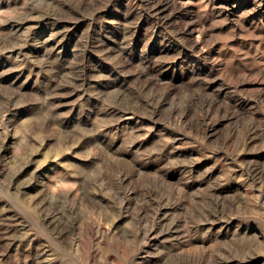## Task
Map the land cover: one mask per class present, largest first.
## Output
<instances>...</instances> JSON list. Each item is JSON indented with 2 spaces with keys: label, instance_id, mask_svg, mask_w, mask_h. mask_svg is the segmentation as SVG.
<instances>
[{
  "label": "rangeland",
  "instance_id": "374dc122",
  "mask_svg": "<svg viewBox=\"0 0 264 264\" xmlns=\"http://www.w3.org/2000/svg\"><path fill=\"white\" fill-rule=\"evenodd\" d=\"M172 1L0 0V264H264V0Z\"/></svg>",
  "mask_w": 264,
  "mask_h": 264
},
{
  "label": "bare ground",
  "instance_id": "6f19581e",
  "mask_svg": "<svg viewBox=\"0 0 264 264\" xmlns=\"http://www.w3.org/2000/svg\"><path fill=\"white\" fill-rule=\"evenodd\" d=\"M65 1V0H64ZM71 1V0H70ZM79 1V0H78ZM174 1V5L176 6V7H178V8H180L181 10L182 9H184V10H186L187 9V6L184 4V3H180V4H177L176 5V3H177V1L176 0H173ZM172 1V2H173ZM62 2V1H61ZM181 2V1H180ZM189 2V1H188ZM71 3V2H70ZM75 3H77V2H75ZM169 3H171V2H169ZM169 5V4H168ZM173 5V4H172ZM166 6V5H165ZM171 7V6H170ZM173 7V6H172ZM189 7V6H188ZM176 9V8H175ZM177 11H179V10H177ZM187 11V10H186ZM172 13V12H171ZM170 13V14H171ZM175 15V14H174ZM169 16V15H168ZM194 21V20H193ZM189 22V21H188ZM186 23V22H185ZM185 29L186 30H188L190 33H192V26H191V23H188L187 25H185ZM181 30V29H180ZM192 37V36H191ZM198 40V39H197ZM122 49V48H121ZM50 53V52H49ZM30 54V53H29ZM123 54V53H122ZM122 56V55H121ZM64 68V67H63ZM150 72V71H149ZM147 73V72H146ZM149 74V73H148ZM145 79H147V78H145ZM145 81V80H144ZM154 82V81H153ZM152 83V82H151ZM143 84V83H142ZM142 84H141V86H142ZM173 84V83H172ZM158 85H160V84H158ZM168 85V84H167ZM137 86H139V84L137 85ZM140 86V87H141ZM146 87V86H145ZM150 87V86H149ZM148 87V88H149ZM157 87V86H156ZM152 88V87H151ZM154 88V87H153ZM174 88V87H173ZM146 90V89H145ZM121 91V90H120ZM124 96V95H123ZM215 98V97H214ZM202 99V98H201ZM211 99H212V97H211ZM118 100V99H117ZM193 100V99H192ZM195 101V100H194ZM199 101V100H198ZM187 102V101H186ZM202 102V101H201ZM210 102V101H209ZM208 102V103H209ZM164 103V102H163ZM217 103V102H216ZM185 104V103H184ZM192 104V103H191ZM196 104V103H195ZM198 106V105H197ZM203 106V105H202ZM209 106V105H208ZM155 107H156V105H155ZM173 109V108H172ZM177 110V109H176ZM180 111V110H179ZM195 111V110H194ZM184 112V111H183ZM179 113V112H178ZM194 113H197V112H194ZM194 115V114H193ZM193 115H191V116H193ZM198 115V114H197ZM207 115V114H206ZM168 116H170V115H168ZM174 116H176V114L174 115ZM179 116H180V113H179ZM173 117V116H172ZM178 117V116H177ZM184 117V116H183ZM189 117V116H188ZM204 117V116H203ZM202 117V118H203ZM173 118H175V117H173ZM181 118V117H180ZM179 119V118H178ZM177 119V120H178ZM170 120V119H169ZM187 120V119H186ZM173 122H175V120L173 121ZM177 122V121H176ZM184 122V121H183ZM198 122V121H197ZM189 123V122H188ZM207 127V126H206ZM4 144V143H3ZM14 145V144H13ZM15 147V146H14ZM12 151V150H11ZM13 152V151H12ZM4 158V157H3ZM7 159V158H6ZM7 161V160H6ZM5 162V161H4ZM0 163H1V160H0ZM7 163V162H6ZM139 171V170H138ZM139 172H141V171H139ZM139 172H136V173H139ZM39 175V174H38ZM37 174H36V176H38ZM125 176V175H124ZM123 177V176H122ZM31 178V177H30ZM63 179V178H62ZM62 179H60L61 181H62ZM37 180V179H36ZM33 181V180H32ZM35 181V180H34ZM38 181V180H37ZM56 181V180H55ZM122 181V180H121ZM51 182H52V180H51ZM56 182H58V181H56ZM65 182V181H64ZM64 182H61V185H63L62 187L61 186H59V187H61V188H58V187H55V184L54 183H47L46 185H44V187L42 188V194H43V196L46 198V199H48V201L50 200V201H53V202H61L63 199H66V198H68V201H70L69 199H71V200H73V201H75V200H77L78 199V195L80 194L79 193V191H80V189H79V191L78 190H75L74 188H72L71 187V185H70V187H68L67 186V184L66 183H64ZM66 182H68V181H66ZM43 183V182H42ZM59 183V182H58ZM57 184V183H56ZM81 186V185H80ZM75 188H77V187H75ZM78 188H79V186H78ZM81 189H83V188H81ZM83 193H84V191L83 190H81ZM135 191H137L136 189H135ZM79 193V194H78ZM83 193H82V195H83ZM81 195V196H82ZM84 195H85V193H84ZM141 195V194H140ZM67 200V199H66ZM80 200V199H79ZM80 202V201H79ZM51 203V202H50ZM74 203V202H73ZM42 204V203H41ZM67 204H68V202H67ZM70 204V203H69ZM43 205V204H42ZM55 206H56V204H54ZM59 205V204H58ZM61 205H62V203H61ZM78 206V205H77ZM45 207V206H44ZM43 207V208H44ZM48 207V206H47ZM76 207V206H75ZM79 207V206H78ZM77 208V207H76ZM61 209V208H60ZM78 211H80L79 209H77ZM71 211V210H70ZM77 211V212H78ZM60 212H61V210H60ZM64 212V211H63ZM68 212V211H67ZM77 212H74L75 214L77 213ZM59 214H62V213H59ZM74 215V214H73ZM80 215V214H79ZM57 216V215H56ZM63 217V216H62ZM68 217H69V214H68ZM75 217H77V215L75 216ZM74 217V218H75ZM80 217V216H79ZM54 219V218H53ZM70 219V218H69ZM73 219V218H72ZM80 219V218H79ZM54 220H56V219H54ZM76 220H77V218H76ZM50 221V220H49ZM67 221V220H66ZM75 220L73 219V222H74ZM93 220H91V223L93 224L92 226H94L95 224H94V222H92ZM58 222V221H57ZM89 222V221H88ZM53 223V222H52ZM66 223H68V222H66ZM75 223H77V222H75ZM91 223H89V224H91ZM64 224V223H63ZM73 224V223H72ZM88 224V225H89ZM55 225V224H54ZM74 225V224H73ZM65 226V225H64ZM66 227H67V225H66ZM90 227H91V225H90ZM95 227H96V230L99 232L100 231V229H101V226H100V224H96L95 225ZM95 229V228H94ZM106 229V228H105ZM61 230V229H60ZM67 230V229H66ZM65 230V231H66ZM145 230V229H144ZM55 231H57V230H55ZM102 231H104V230H102ZM102 231H100V232H102ZM69 232V231H68ZM148 232V231H147ZM147 232H144V233H146V234H148ZM61 233V232H60ZM65 233V232H64ZM57 234V233H56ZM105 234V233H104ZM102 235H103V232H102ZM57 236V235H56ZM144 236V235H143ZM59 237V236H58ZM145 237H147V235L145 236ZM62 238H64V237H62ZM148 238V237H147ZM58 239V238H57ZM60 239V238H59ZM146 240V239H145ZM65 242H67V241H65ZM64 242V243H65ZM62 243H63V241H62ZM147 243V242H146ZM78 244H80V243H78ZM78 244H76V245H78ZM76 246H74V248H75ZM80 247V246H79ZM77 249V248H76ZM81 249V248H80ZM78 250V249H77ZM94 257V256H93ZM78 260H79V258H78Z\"/></svg>",
  "mask_w": 264,
  "mask_h": 264
}]
</instances>
